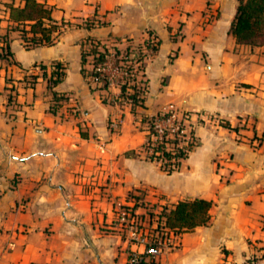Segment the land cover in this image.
<instances>
[{"label": "crops", "instance_id": "crops-1", "mask_svg": "<svg viewBox=\"0 0 264 264\" xmlns=\"http://www.w3.org/2000/svg\"><path fill=\"white\" fill-rule=\"evenodd\" d=\"M42 1L64 22L52 44L26 46L0 10V264H128L143 228L122 207L197 196L212 200L210 220L156 264H264V44L236 41L239 0ZM94 43L134 61L135 111L116 99L121 85L90 79ZM56 62L64 76L50 88ZM30 73L47 87L29 86ZM170 101L198 120V143L166 172L139 123Z\"/></svg>", "mask_w": 264, "mask_h": 264}, {"label": "trees", "instance_id": "trees-1", "mask_svg": "<svg viewBox=\"0 0 264 264\" xmlns=\"http://www.w3.org/2000/svg\"><path fill=\"white\" fill-rule=\"evenodd\" d=\"M10 18L16 23L15 27L21 29L26 46L31 47L41 44H52L54 33L61 30L64 22L56 21L52 16V7L42 0H24L22 5L8 2ZM93 21V20H91ZM231 32L238 43L251 45L264 44V0H239L236 14L232 20ZM159 41L154 45V53L158 49ZM93 54L94 67L102 64L108 52L99 48V43L89 49ZM85 55V53H84ZM45 68V65H41ZM62 65L54 63L48 78V86L53 88L64 76ZM91 73H96L93 68ZM106 84V83H105ZM126 82L121 84V93L116 99L121 102H129L133 105L142 104L145 99V88L138 83L130 85L132 90H128ZM54 99L58 101L64 98L53 89ZM55 102L54 105H56ZM163 149V144L156 147ZM167 157H173L171 151H165ZM180 161L188 156V151L177 147L175 153ZM212 200L205 197L184 198L177 201L173 206H164L160 211L161 222L164 228L167 227L176 232L187 231L198 225L206 224L210 220ZM134 211V210H133ZM129 264V263H128ZM135 264H156L155 259L142 260Z\"/></svg>", "mask_w": 264, "mask_h": 264}, {"label": "built area", "instance_id": "built-area-1", "mask_svg": "<svg viewBox=\"0 0 264 264\" xmlns=\"http://www.w3.org/2000/svg\"><path fill=\"white\" fill-rule=\"evenodd\" d=\"M157 43V39L154 37L147 44L149 54L154 53V45ZM148 53V52H147ZM120 58V57H119ZM116 52H109V55L106 57L102 64H98L94 67L96 73H90V79L93 81H100L108 84H117L121 85L126 82L127 84L130 82V79L135 80V66L134 61L130 59L127 63L120 61ZM135 83V82H133ZM138 83V82H137ZM132 90V89H128ZM166 111H162V116H156L153 121V132L151 138L148 140L150 146H152V152L149 156L151 159H162L166 160L165 162H169L168 170L171 171L177 166V162L179 157L175 156L177 147L183 148L184 151H190L197 145V137L194 135L191 136L190 139H186L183 142L186 144L180 143V140L183 136H185V127L180 120L178 119V115L172 109V105L170 108L165 109ZM120 120L114 119L111 121V125L113 127L118 125ZM186 137V136H185ZM170 141H173V145H170ZM163 144V149H157V146H161ZM165 151H171L173 157H167L164 153ZM165 167V166H164ZM120 218L130 225H134L136 227V217L133 214V208L131 207H122L120 210ZM167 230V235L162 236L160 238H151L144 233V230L139 234H135V238L138 242L145 245V249L142 251L132 250L129 254L128 263L135 264L142 260L153 259L158 255H161L165 252L167 240H169L170 230L165 227ZM172 230V229H171ZM168 236V237H167Z\"/></svg>", "mask_w": 264, "mask_h": 264}, {"label": "rangeland", "instance_id": "rangeland-1", "mask_svg": "<svg viewBox=\"0 0 264 264\" xmlns=\"http://www.w3.org/2000/svg\"><path fill=\"white\" fill-rule=\"evenodd\" d=\"M8 0H0V10H6V9H9L8 7ZM158 42V40H157ZM145 46V49L146 51L149 53L148 51V48H146V45ZM9 45H5L2 49H1V55L0 57L4 60H8L9 58ZM121 58V57H120ZM124 62V61H123ZM135 73V71H134ZM44 76V75H43ZM42 76V78H43ZM36 76L33 74V73H30L29 74V78L26 82H29V86L32 84H35L36 83ZM136 77V76H134ZM92 79V78H91ZM21 80V81H20ZM19 81L22 82V79H20ZM18 81V80H17ZM38 82V81H37ZM94 82H97V81H94ZM100 82V81H98ZM133 82L137 83L139 82L140 85L142 87H144L145 85L142 83V81H140V79H137V77L133 79H130V82L129 84L132 85L134 84ZM138 83V84H139ZM36 87H37V90L38 92H41L42 90H44L47 86H46V82L43 81V80H40L38 83H36ZM172 105V109L174 110V112H176V114L178 115V119L180 120V123H182L185 127V136L182 137V139L180 140V143L182 144H186V142H183L184 140L186 139H190L192 135H195L194 133V125L193 123H198V120H195V122H191L189 119L191 118V112L182 108L180 106V104L178 103H175L173 101H170L166 104H164L159 110H157L155 113L153 114H149V115H143L141 117V120H140V128L144 129L146 131V139H145V142H144V145L142 147V150L144 152V154L146 156H149L151 155V152H152V146H150V144L148 143V140L151 138L152 136V132H153V121L155 119L156 116H162V111H166L165 109L167 108H170V106ZM198 141V139H197ZM170 145H173V141H170L169 143ZM154 161H156L157 163H159L163 170L166 171V172H169L168 168H169V165L168 163L169 162H165L166 160H163L162 159H154ZM165 166V167H164ZM138 204L140 205H143V207L145 208V213L144 214H140V213H137L134 211V215L136 217V220L139 221L138 222V228L139 227H142L143 230H144V233L146 235H148L149 237L151 238H160L162 236H166L167 235V230H165L164 228V225H163V222H161V218H160V211L163 209V207L165 205H157V204H150L149 201H146L143 200V201H139ZM134 210V209H133ZM143 217V218H142ZM141 221V222H140ZM170 232V235H169V240H167V243H166V249L165 251H173V252H176L178 251L179 249V239H180V232H176L174 230H168ZM144 246V249H145V245ZM160 256V255H158Z\"/></svg>", "mask_w": 264, "mask_h": 264}]
</instances>
